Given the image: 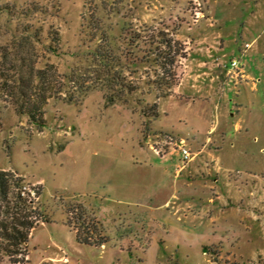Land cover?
I'll use <instances>...</instances> for the list:
<instances>
[{"label": "rangeland", "instance_id": "374dc122", "mask_svg": "<svg viewBox=\"0 0 264 264\" xmlns=\"http://www.w3.org/2000/svg\"><path fill=\"white\" fill-rule=\"evenodd\" d=\"M95 10L106 29L123 23L144 41L160 32L171 42L162 49L174 60L170 69L152 60L124 67L125 83L136 90L123 97L126 103L107 102L108 86L85 57L92 43L82 17ZM254 52L262 55L255 64ZM214 58L227 67L236 61L239 70L245 60L256 90L226 93L220 102L211 69L202 68ZM36 71L44 73L52 95L41 129L16 112L21 93L43 91L27 85ZM165 74L174 75L175 85L159 98L161 87L153 82ZM20 75L24 84L15 83ZM69 96L75 102L65 103ZM226 104L233 123L252 126L247 134L231 128L242 157L219 173L212 222L195 211L202 198L197 179L175 176L181 158L153 145L178 131L190 135L178 119L193 116L205 123H196L203 143L210 124L221 119L218 106ZM0 169L40 189L39 207L49 220L31 232L25 264H264V0H0ZM148 182L155 197L130 203L128 192ZM68 203L83 204L95 219L86 205L99 209L105 246L76 241L66 224ZM58 257L62 263L50 259Z\"/></svg>", "mask_w": 264, "mask_h": 264}, {"label": "trees", "instance_id": "16d2710c", "mask_svg": "<svg viewBox=\"0 0 264 264\" xmlns=\"http://www.w3.org/2000/svg\"><path fill=\"white\" fill-rule=\"evenodd\" d=\"M88 0H85V5ZM118 13V12H117ZM81 28L90 29L89 52L86 54L88 63L99 78L105 81L109 91L105 96L107 102H125L124 96H130L135 89H131L123 77L124 67L130 68L151 62L155 67L166 70L173 66V59H166L163 48H171V42L163 33H156L154 37L144 38L136 31L116 23L112 28H104L102 16L95 10L94 15L82 17ZM144 48H147L146 50ZM153 58L150 59L151 53ZM165 60H168L167 62ZM166 80H169L168 82ZM15 83L24 84L21 75ZM161 87L160 97L164 98L174 84V75L165 74L153 82ZM28 86L42 88L39 94L21 93L19 102L22 104L16 108L20 116H25L27 121L38 129L46 123L45 106L52 97L44 88L47 85L42 71H36L29 77ZM62 88L57 89L60 94ZM76 97L69 96L65 103L75 102ZM156 103L152 104L153 116L157 117ZM34 192L35 196H32ZM41 196L40 189L31 188L30 184L24 182V178L16 172L0 169V264H25L27 262V244L31 232L39 224L48 223L44 211L39 207L38 198ZM66 224L74 233L79 244L95 247H103L107 243V237L98 219L90 217L89 211L83 204L66 205ZM216 248V247H215ZM203 252L213 250L208 247L202 248Z\"/></svg>", "mask_w": 264, "mask_h": 264}, {"label": "crops", "instance_id": "0c3cea01", "mask_svg": "<svg viewBox=\"0 0 264 264\" xmlns=\"http://www.w3.org/2000/svg\"><path fill=\"white\" fill-rule=\"evenodd\" d=\"M214 16L212 15V18L217 17V12H213ZM197 22H201L200 20ZM217 22H220L218 20ZM202 24V22H201ZM216 24V23H215ZM255 39L252 40L251 43H249L250 49L252 47V44H255ZM219 47H223V41L220 39L218 43ZM247 51H243L241 53L240 58H245L244 55ZM210 53V48H209ZM262 57L259 53L254 52L251 56V62L255 64V60H257L258 56ZM218 61V62H217ZM263 61V60H262ZM222 60H217V58H214L209 63H203L204 65L202 68L204 70L211 69L212 72V81L213 83L216 82L217 85V94L219 95L220 102L226 98L229 93H240L242 90H247L249 87L252 90H256V84L252 83V86L250 82L254 80V77L248 72L246 68L245 60L242 65V69L239 70V77H236L233 70L230 68V66H225L222 64ZM208 66V67H207ZM255 69H258L255 67ZM257 74V72L255 73ZM260 75V74H259ZM257 75V76H259ZM256 76V77H257ZM261 77V76H260ZM256 78L258 82L261 81V78ZM196 81L199 80V77H196ZM230 85V86H229ZM175 93V91H174ZM228 102H231V100H228ZM218 109L222 111V115L220 116L221 119H218L215 124H210V127L207 129L206 137L203 143L198 142L200 131L197 129L196 123H203L201 120H198V118L194 117L189 118V121H187L184 118H179V123L186 122L190 127V135L187 137H184L180 131L177 132L176 136H172L173 138L171 140L166 141H160V144L154 142L153 148L156 146H159V149L161 153H166L165 156H171L172 154L177 153V157L181 158V162L176 165V174L175 176H180L181 173L186 172L188 174V177L197 179L199 183V189H200V196H202L201 199L198 201V205H196L198 210H195L197 212H200L201 215H206L208 219L212 222H214V212L215 208L219 204L220 196L217 194V186L220 183L219 179V173L221 171L229 172L231 171L229 167H235L236 161L242 157L241 149L238 154L234 151L236 145L233 141L232 137H230L231 128L233 127L234 132L236 129L238 131H241L244 129V133L247 134L249 129L251 128V122H240V125L237 123H233L232 119L234 118V114L232 113V108L230 107V104L223 105L222 108L220 105L218 106ZM241 123H244V126L241 125ZM173 127V126H172ZM217 134V135H216ZM216 135V137L211 138L210 136ZM233 141V142H232ZM191 145L195 147V150L192 152ZM181 147L187 148L191 154V157L188 161L183 162L181 153L179 152V149ZM173 149H177L178 151H174ZM154 151V150H153ZM179 152V153H178ZM154 154V153H153ZM156 158V155L154 154L152 159ZM165 159V158H164ZM160 158V160H164ZM224 186L230 187L232 185L231 181L224 180L222 181ZM149 186L146 185H139L138 187H135L136 190H131L128 192V198L131 197L132 202L137 205H140L142 203V200H139L143 198V201H147L156 195V187H153L152 182H148ZM246 186L248 184H245ZM152 186V187H151ZM128 187V186H127ZM153 188V190H151ZM148 191L147 194H145ZM152 191V194H150ZM167 203V202H166ZM93 204V203H92ZM86 205L90 209H92L97 216L98 220H100L97 212L99 209H96L94 204ZM195 207V208H196ZM192 210V209H191ZM97 211V212H96ZM101 225L103 226L102 221L100 220ZM123 236V235H122ZM120 235V237H122ZM62 257L58 258H50L51 260L62 263L61 261Z\"/></svg>", "mask_w": 264, "mask_h": 264}, {"label": "built area", "instance_id": "2783aa9c", "mask_svg": "<svg viewBox=\"0 0 264 264\" xmlns=\"http://www.w3.org/2000/svg\"><path fill=\"white\" fill-rule=\"evenodd\" d=\"M250 47L249 44H245L244 48L248 49ZM230 68L233 70L232 72L234 73V75L236 77H239L238 73H239V69H238V65L236 61H231V63L229 64ZM180 152L182 154L183 160L186 162L190 159L191 154L190 152L185 148V147H181Z\"/></svg>", "mask_w": 264, "mask_h": 264}]
</instances>
